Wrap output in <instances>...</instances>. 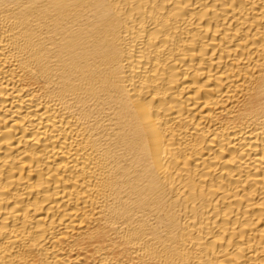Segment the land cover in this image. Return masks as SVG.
Here are the masks:
<instances>
[{
  "label": "bare ground",
  "instance_id": "6f19581e",
  "mask_svg": "<svg viewBox=\"0 0 264 264\" xmlns=\"http://www.w3.org/2000/svg\"><path fill=\"white\" fill-rule=\"evenodd\" d=\"M0 264H264V0H0Z\"/></svg>",
  "mask_w": 264,
  "mask_h": 264
}]
</instances>
